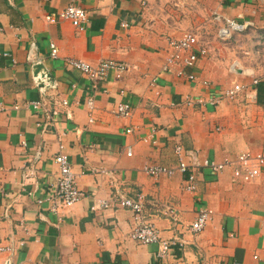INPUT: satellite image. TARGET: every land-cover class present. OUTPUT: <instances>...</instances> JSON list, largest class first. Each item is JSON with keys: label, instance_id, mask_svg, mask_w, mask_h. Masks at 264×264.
I'll return each mask as SVG.
<instances>
[{"label": "crops", "instance_id": "0c3cea01", "mask_svg": "<svg viewBox=\"0 0 264 264\" xmlns=\"http://www.w3.org/2000/svg\"><path fill=\"white\" fill-rule=\"evenodd\" d=\"M71 2L88 13L83 31L45 20ZM217 17L246 27L223 41ZM188 27H199L206 54L193 68L163 72L168 40ZM70 60L126 70L94 83ZM179 69L195 80L177 78ZM235 85L244 88L226 97ZM36 100L58 114L35 112ZM119 103L131 105L129 118L115 114ZM0 105V245L11 250L0 264H264V170L242 182L233 164L202 167L194 191L188 174L144 170L176 168V145L216 163L264 153V0H0ZM59 144L83 197L54 213L45 198ZM138 195L160 236L184 242L165 259L156 244L130 239L128 209L99 205ZM202 209L210 220L192 233Z\"/></svg>", "mask_w": 264, "mask_h": 264}, {"label": "built area", "instance_id": "2783aa9c", "mask_svg": "<svg viewBox=\"0 0 264 264\" xmlns=\"http://www.w3.org/2000/svg\"><path fill=\"white\" fill-rule=\"evenodd\" d=\"M218 21L223 22V26L218 29V37L221 40H227L231 37L232 33L242 32L246 25L240 24L232 19H221L217 17ZM216 19V20H217ZM48 23L54 24L58 20L69 21L70 24L78 31H83L88 24V13L70 3L64 10L45 16ZM122 27L126 28L127 24L123 23ZM167 48L169 51L163 66V72H168L172 67L193 68L199 57L206 54L205 47H199V40L192 32H184L178 38L168 40ZM58 56L57 48L54 44L50 45V57L55 59ZM71 66L83 73L94 83L102 81L108 72L114 71L122 73L126 70V65L122 62L114 60H105L96 66H92L80 60H70ZM177 70V78H184L189 81H194L195 77L192 74H185L183 70ZM258 81L254 80L253 84L256 85ZM243 86L235 85L232 89L226 91L224 95L230 99H234L236 94L243 90ZM64 106L66 102L62 103ZM87 106L92 109V100H87ZM32 108L35 112L41 111L47 119H52L58 114L57 111L48 110L46 104L41 100L31 102ZM212 105V103H211ZM4 107L0 105V112ZM115 114L118 117L129 118L131 116V105L129 103H119L116 105ZM131 129L127 130L130 133ZM58 153L54 157V163L57 167V178L55 184L52 186L50 193L47 194L45 200L50 204V210L57 213L59 208H71L83 197V193L78 187L76 176L72 171L71 164L67 156L63 152V145L59 144ZM174 153L178 157V165L176 168H166L162 166H149L144 170L152 177L160 176H173L175 173L188 174L186 179L188 191L195 190L194 173L196 170L205 167L210 169L213 173H219L230 165H234L232 176L234 179H239L242 182H250L257 178L264 170V153H250L244 152L236 157L234 162L225 161L223 163L209 162L207 160L199 161L197 155L192 152L185 151L180 145L174 147ZM131 155V151L127 152ZM189 157L187 162L185 157ZM104 171L97 172L101 174ZM110 202V203H109ZM100 207L107 209L112 205L118 208L128 209L132 213V229L130 232V239L142 245L156 244L158 246L157 257L165 259L171 255L175 247H183L184 242L178 238L164 239L156 226L144 215V198L138 195L135 199L121 197L117 202L109 200H101ZM211 212L202 209L196 216V219L190 224L189 230L192 233L201 232L210 220ZM22 245L23 243L20 242ZM0 253H11L9 247L0 245ZM6 264H10L6 262Z\"/></svg>", "mask_w": 264, "mask_h": 264}, {"label": "rangeland", "instance_id": "374dc122", "mask_svg": "<svg viewBox=\"0 0 264 264\" xmlns=\"http://www.w3.org/2000/svg\"><path fill=\"white\" fill-rule=\"evenodd\" d=\"M181 31H183V33H184V31H185V32H187V31H188V32H193V33H195V34H196L197 36H199V37H200V35H201V34H200L201 31H200L199 27H194V28H189V27H188V28H185L184 30H181ZM199 31H200V33H198ZM202 31H203V29H202ZM183 33H182V34H183ZM182 34H181V35H182ZM181 35H180V36H181ZM216 35H217V38H218V29H217V31H216ZM218 39H219V38H218Z\"/></svg>", "mask_w": 264, "mask_h": 264}, {"label": "water", "instance_id": "95a60500", "mask_svg": "<svg viewBox=\"0 0 264 264\" xmlns=\"http://www.w3.org/2000/svg\"><path fill=\"white\" fill-rule=\"evenodd\" d=\"M44 76L48 77L47 75H43V74L41 75V77H44Z\"/></svg>", "mask_w": 264, "mask_h": 264}]
</instances>
